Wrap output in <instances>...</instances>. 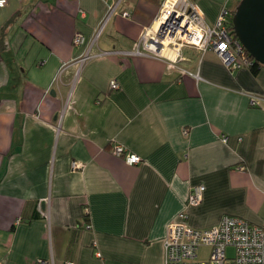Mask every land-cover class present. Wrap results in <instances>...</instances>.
I'll list each match as a JSON object with an SVG mask.
<instances>
[{
	"label": "crops",
	"instance_id": "1",
	"mask_svg": "<svg viewBox=\"0 0 264 264\" xmlns=\"http://www.w3.org/2000/svg\"><path fill=\"white\" fill-rule=\"evenodd\" d=\"M192 1L211 24L239 0ZM158 10L0 7V264H164L166 225L183 210L198 228L224 215L264 228V67L229 68L188 45L133 53Z\"/></svg>",
	"mask_w": 264,
	"mask_h": 264
},
{
	"label": "built area",
	"instance_id": "2",
	"mask_svg": "<svg viewBox=\"0 0 264 264\" xmlns=\"http://www.w3.org/2000/svg\"><path fill=\"white\" fill-rule=\"evenodd\" d=\"M6 0H0V7ZM123 15L127 11L122 12ZM229 11L222 7L214 23H207L198 5L192 0H160L159 10L154 24L144 28L137 40L133 53L141 50L154 55H160L162 49L172 46L178 50L180 46L188 45L201 52L213 51L229 68H239L247 64L244 48L229 34ZM84 36L77 32L72 43L80 45ZM90 55L87 51L79 57L80 63ZM191 74V73H190ZM112 89L118 87L111 80ZM251 105H259V99L252 96ZM116 155H123L128 164H135L140 157L134 153H124L121 146H114ZM73 166H76L73 163ZM202 186L190 190L185 207L196 206L201 200ZM185 210L178 214V220L166 225L163 237L164 264H264V228L252 225L246 220L231 215H224L217 224L198 228L186 222ZM202 246H209L207 259L198 258L197 251ZM232 246L234 256L226 255V247Z\"/></svg>",
	"mask_w": 264,
	"mask_h": 264
},
{
	"label": "water",
	"instance_id": "3",
	"mask_svg": "<svg viewBox=\"0 0 264 264\" xmlns=\"http://www.w3.org/2000/svg\"><path fill=\"white\" fill-rule=\"evenodd\" d=\"M232 22L240 45L264 66V0H239Z\"/></svg>",
	"mask_w": 264,
	"mask_h": 264
},
{
	"label": "trees",
	"instance_id": "4",
	"mask_svg": "<svg viewBox=\"0 0 264 264\" xmlns=\"http://www.w3.org/2000/svg\"><path fill=\"white\" fill-rule=\"evenodd\" d=\"M158 4H160V0H158ZM233 13H234V10L231 13L229 12L227 29H228L229 34L233 38L232 41H237L236 33H235L233 22H232ZM243 50H244V54L247 60V64L245 66H247L252 73L256 74L260 70V68L264 66L261 65L247 50L245 49Z\"/></svg>",
	"mask_w": 264,
	"mask_h": 264
},
{
	"label": "rangeland",
	"instance_id": "5",
	"mask_svg": "<svg viewBox=\"0 0 264 264\" xmlns=\"http://www.w3.org/2000/svg\"><path fill=\"white\" fill-rule=\"evenodd\" d=\"M209 252H210V247L209 246H202L198 249L197 251V255L198 258L200 259H207L209 256ZM226 255L228 257H233L234 256V249L232 246H227L226 247Z\"/></svg>",
	"mask_w": 264,
	"mask_h": 264
}]
</instances>
